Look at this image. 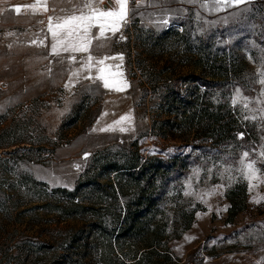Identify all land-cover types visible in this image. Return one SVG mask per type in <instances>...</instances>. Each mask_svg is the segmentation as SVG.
<instances>
[{"label":"rangeland","instance_id":"rangeland-1","mask_svg":"<svg viewBox=\"0 0 264 264\" xmlns=\"http://www.w3.org/2000/svg\"><path fill=\"white\" fill-rule=\"evenodd\" d=\"M105 2L0 0V264H264V0H128L53 55L49 18Z\"/></svg>","mask_w":264,"mask_h":264},{"label":"snow or ice","instance_id":"snow-or-ice-1","mask_svg":"<svg viewBox=\"0 0 264 264\" xmlns=\"http://www.w3.org/2000/svg\"><path fill=\"white\" fill-rule=\"evenodd\" d=\"M247 0H215V3L218 5H224L226 7H231L233 5H238L241 3H246ZM109 4H115L113 8L109 9H96L91 7L90 4L85 5L89 8V13L85 14L81 12L80 14H73L63 18L61 21L57 22L55 26H53L52 18H49L48 31L51 33L52 44H51V52L53 55H59L60 52H69V53H87L90 51V47L93 39L97 40H106L108 39V32L115 34L119 31L120 27L127 22L128 17V0H108ZM46 10V9H45ZM216 10H220L217 8ZM19 12V8L16 9ZM98 29V33L95 37L92 36V29ZM70 60L75 61L74 56L69 57ZM94 58L89 55L88 56V65L91 67V61ZM108 59V58H105ZM112 59H122L121 57H112ZM97 64H104V60H98ZM111 67V66H109ZM119 67V66H116ZM105 68H98V75L96 77H88L90 79L101 80L103 81V86L105 88L115 87V90L122 91L123 87H118L114 85H110L108 79L105 78ZM261 77H264V69L259 70ZM73 75H77V73H73ZM261 85H264V78L258 81ZM127 86L126 84L124 85ZM261 95L264 96V89L261 91ZM240 96L239 90H237V97ZM239 103V99H233V105ZM244 107L247 108V103L244 104ZM130 119L129 116L125 115L120 117V120L115 121L114 123L119 124L121 121ZM244 119H255V117L245 116ZM107 129H101L104 131ZM125 129L121 128V131ZM242 138L243 134H238ZM87 155V154H86ZM249 156L248 152L243 153L242 163L244 162V158ZM261 157L264 158V152L261 153ZM245 169L247 170L245 173V178L249 179H258L257 175L260 172V169L256 167V161L251 160L244 164ZM261 182H264L262 180ZM254 185L250 184V187ZM264 199V198H262ZM255 202L259 203V200H255Z\"/></svg>","mask_w":264,"mask_h":264},{"label":"trees","instance_id":"trees-1","mask_svg":"<svg viewBox=\"0 0 264 264\" xmlns=\"http://www.w3.org/2000/svg\"><path fill=\"white\" fill-rule=\"evenodd\" d=\"M210 123H211L210 126L212 127V130L214 132V135L215 134H217V136L222 135L226 131L225 126L220 122L219 119H217V117H216V119L215 118L212 119V122H210Z\"/></svg>","mask_w":264,"mask_h":264},{"label":"crops","instance_id":"crops-1","mask_svg":"<svg viewBox=\"0 0 264 264\" xmlns=\"http://www.w3.org/2000/svg\"><path fill=\"white\" fill-rule=\"evenodd\" d=\"M91 55L94 59H101L102 56L98 55V54H88Z\"/></svg>","mask_w":264,"mask_h":264},{"label":"water","instance_id":"water-1","mask_svg":"<svg viewBox=\"0 0 264 264\" xmlns=\"http://www.w3.org/2000/svg\"><path fill=\"white\" fill-rule=\"evenodd\" d=\"M108 5H110V6L114 7V3H113V4H109V3H108V0H106V2H105V3H103V6H108Z\"/></svg>","mask_w":264,"mask_h":264}]
</instances>
